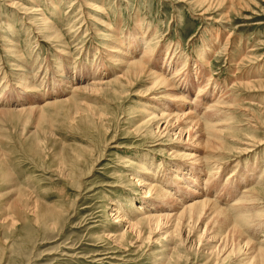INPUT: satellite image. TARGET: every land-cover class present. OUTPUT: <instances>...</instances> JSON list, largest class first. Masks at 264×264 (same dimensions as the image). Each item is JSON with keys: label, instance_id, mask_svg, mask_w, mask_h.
<instances>
[{"label": "rangeland", "instance_id": "rangeland-1", "mask_svg": "<svg viewBox=\"0 0 264 264\" xmlns=\"http://www.w3.org/2000/svg\"><path fill=\"white\" fill-rule=\"evenodd\" d=\"M144 49L148 71L122 77ZM210 105L222 110L212 121ZM183 118L198 143L171 131ZM182 154L208 167L194 172L214 187L172 179L156 183L171 199L146 197L141 168L169 183L191 163ZM202 198L232 224L216 217L189 247L182 240L204 224L175 218ZM175 222L182 237L171 239ZM251 250L264 251V0H0V264H249Z\"/></svg>", "mask_w": 264, "mask_h": 264}, {"label": "bare ground", "instance_id": "bare-ground-1", "mask_svg": "<svg viewBox=\"0 0 264 264\" xmlns=\"http://www.w3.org/2000/svg\"><path fill=\"white\" fill-rule=\"evenodd\" d=\"M43 21V20H42ZM44 22V21H43ZM45 23H47L46 21H45ZM45 23H43L44 24V26L46 25ZM42 26V25H41ZM49 26H45V31L46 30H49V28H48ZM43 30V31H44ZM41 31V30H40ZM137 39L135 38V39H133V38H131V43H133V41H136ZM141 41H143V39L141 40ZM134 48V50L133 51H136L135 50V48L136 47H133ZM122 49H124L123 48V46H122ZM208 49V48H207ZM204 52V51H203ZM206 52V51H205ZM208 52V51H207ZM115 53V52H114ZM120 54H124L123 52H119ZM117 54V53H116ZM131 54H132V51H131ZM140 54V53H139ZM124 55H126V54H124ZM130 54H128V56H129ZM146 55H147V50H142L141 51V56H140V58L139 59H134L133 60V58L134 57H126V60H125V62H126V64H125V66L127 67L126 68V73L124 74V75H122V77H127V80H130V79H132L133 77H138V75L139 74H141V73H143L144 72V70H145V68H147L145 65H143V63L145 62V58H146ZM168 55V54H167ZM169 56V55H168ZM207 56V55H206ZM167 57V56H166ZM171 59H172V56L170 57ZM170 58H165V59H167V60H165L164 62H166L167 64H168V66H170L171 67V59ZM180 61V60H179ZM178 61V62H179ZM170 63V64H169ZM207 63V61H204V66L205 65H207L206 64ZM145 64V63H144ZM176 64V62H174V65ZM183 64V63H182ZM200 64V63H199ZM143 65V66H142ZM180 65V64H179ZM201 65V64H200ZM124 66V67H125ZM206 68V67H205ZM79 69V68H78ZM176 69V68H175ZM175 69L173 70L174 71V73H173V75H174V77H172L171 76V78H177L178 80V82L176 81V82H174V85H176V87H174L175 89L174 90H180V91H182V92H184L185 91V88L183 87V86H185L186 87V83L188 84V81L186 80V78L185 77H183V78H181L179 75H178V73H176L175 72ZM147 70V69H146ZM145 70V71H146ZM148 71V70H147ZM194 76H195V78H198L199 79V77L197 76V74H200V75H202L203 74V69H199V67H195L194 68ZM166 72V71H165ZM178 72V71H177ZM206 72V71H205ZM167 73V72H166ZM182 73V72H181ZM36 74V73H35ZM192 74V75H193ZM24 75H25V73H24ZM172 75V74H171ZM178 75V76H177ZM189 75V74H188ZM184 76V75H183ZM190 76V75H189ZM208 76V75H207ZM36 77V76H35ZM210 77V76H209ZM26 78V77H25ZM105 78V77H104ZM181 78V79H180ZM189 78V77H188ZM191 78V77H190ZM208 78V77H207ZM27 79H29V78H27ZM54 79H55V77H54ZM65 79V78H64ZM81 79V78H80ZM201 79V78H200ZM52 80V79H51ZM71 80H73V79H71ZM126 80V81H127ZM153 80L154 81H156V82H161V83H164V84H166V82L169 80V79H166V77L164 76H162L161 74L159 75L158 73L156 74H153ZM158 80V81H157ZM210 80V79H209ZM22 81V80H21ZM27 81V80H26ZM30 81V80H29ZM32 81V80H31ZM190 81V80H189ZM194 81V80H193ZM46 82V81H45ZM115 82H116V80H115ZM196 82V81H195ZM206 82V81H205ZM168 83V82H167ZM22 84H23V87H24V90L27 88V86L25 85V83L24 82H22ZM89 84V83H88ZM171 84V83H170ZM178 84V85H177ZM196 84H197V82H196ZM30 85V84H29ZM68 85V84H67ZM105 84H104V82H101V81H99V82H92L91 84H90V86H93L94 88L96 87V86H98V87H102V86H104ZM167 85V84H166ZM170 86V85H169ZM30 87V86H29ZM84 87V86H83ZM83 87H82V89H83ZM106 87V86H105ZM178 87V88H177ZM202 86H201V84H197V86H196V93H195V95H194V99H193V102L195 101V100H197V94H198V89L199 88H201ZM15 88H21V85H19V84H17L16 86H15ZM69 88H70V90H72L73 92L74 91H76V90H80V86H74V85H69ZM92 88V87H91ZM90 88V89H91ZM160 88V87H159ZM164 88V87H163ZM167 88V87H166ZM173 88V87H172ZM22 89V88H21ZM28 89V88H27ZM86 89V88H85ZM96 89H98L97 87H96ZM84 90V89H83ZM177 92V91H176ZM213 92H215L214 90L212 91V93ZM185 93H187V92H185ZM170 95H172V94H170ZM219 96V95H218ZM217 96V97H218ZM222 96V95H221ZM173 97V96H172ZM175 97V96H174ZM215 98V97H214ZM222 98V97H221ZM220 98V99H221ZM172 99H174V98H172ZM211 99V98H210ZM219 98L217 99V103H219V100H220ZM182 100V99H181ZM175 101V100H174ZM182 102V101H181ZM183 103V102H182ZM220 103H221V105H215V106H223V104H222V102H221V100H220ZM219 103V104H220ZM45 104L47 105V104H50L49 102H45ZM52 104V103H51ZM50 104V105H51ZM210 104H212V103H210ZM43 106H45V105H43ZM199 106V105H198ZM215 106H213V105H210L209 106V108H207L208 109V111L207 112H209V113H212V114H207L206 115V113H204L205 115H204V117L203 118H205L206 119V117L208 116V121H212L211 120V117H213V115H215V117H218L221 113V109L219 108V109H217ZM197 107V106H196ZM206 109V110H207ZM216 109V110H215ZM205 110V111H206ZM18 111V110H17ZM25 111V110H24ZM179 111V110H178ZM182 112V111H181ZM161 115V114H160ZM185 115V114H184ZM187 115V114H186ZM190 115H191V113H190ZM181 116L182 115H177L176 117H174L175 119H178L179 117L181 118ZM206 116V117H205ZM161 118H163L164 119V115H161V117H160V119ZM192 118V117H191ZM202 118V119H203ZM159 119V120H160ZM186 119V118H185ZM188 119V118H187ZM158 120V121H159ZM174 120V119H173ZM181 120V119H180ZM183 120H184V118H183ZM191 121H192V119H188V120H184V122H182L183 123V127H172V124L174 123V122H171L170 124V126H171V131H177L176 133H174V135H177L178 137H182V136H186V140H188L189 138L190 139H192L193 141H197V143H198V140H197V138H195V136L197 135V133L196 134H194V137L190 134V137H189V127L191 126ZM193 121H195V120H193ZM199 122H201L200 120H198ZM198 122V123H199ZM164 123H165V125H164V129H163V131L165 130L166 132L168 131L167 130V125L169 124L168 123V120H165L164 121ZM175 123L177 124V122H176V120H175ZM205 123V122H204ZM203 123V124H204ZM158 125H160V123L158 124ZM158 125H156L155 126V128H156V130L157 131H159L158 130V128H159V126ZM205 125V127L206 128H209V130L212 128V127H210V126H208L206 123L204 124ZM199 126V125H198ZM198 129V128H197ZM196 129V130H197ZM191 130V129H190ZM195 130V129H194ZM202 130V129H201ZM200 130V131H201ZM207 130V129H206ZM192 131V130H191ZM205 131V130H204ZM208 131V130H207ZM196 132V131H195ZM198 132H199V130H198ZM168 133H169V131H168ZM209 133V132H208ZM193 134V133H192ZM202 134H203V132H202ZM161 135V134H160ZM199 135V134H198ZM209 135V134H208ZM202 137V136H201ZM200 137V138H201ZM183 138V137H182ZM181 138V139H182ZM203 139V138H202ZM201 140V139H200ZM203 141V140H202ZM201 141V142H202ZM196 144V143H195ZM214 145H215V143H214ZM182 155H186V156H188L187 157V159L186 160H188V161H190L191 163H190V165H188V164H177L174 168H175V170H176V172H178V173H180V176H179V174H174L173 175V173H171V174H169V180H170V182L168 183V180L167 179H165V180H163V179H160L159 178V180H157V177L155 178V175H154V172L150 169V168H145V167H142L141 168V170H140V173H138V178H137V184H138V186H141V189H143L142 191H143V194L144 195H146V197H148V198H150V196L152 195V194H154L155 192L157 193V194H160V195H162V197L163 198H166V199H171V194L170 193H168L167 192V190L165 191L164 189L162 190L160 187H158V185L156 186V183L157 182H160V183H162V185H164V186H166L167 187V185L168 184H170V183H173L172 182V179L173 180H176L177 182H175V185L176 186H178V184H180V183H183L184 185H185V183H190L192 186H198V185H201V183L200 182H204L202 185H204V186H209L211 189L214 187V185H215V183H212L211 181H209V178L210 177H212L211 176V174L209 175V172H203L202 170H199L198 169V172H194V169H195V167L196 166H199V167H201V168H206L204 165H202V164H200L199 162H198V160L196 159V157L197 156H194L193 154L192 155H190V154H182ZM200 157V156H199ZM208 163V162H207ZM211 164V163H210ZM213 164V163H212ZM207 165V164H206ZM208 165H209V163H208ZM198 168V167H197ZM208 168V167H207ZM206 168V169H207ZM215 168V167H214ZM212 171V170H211ZM210 171V172H211ZM170 172H174V171H170ZM199 172L200 173H202L203 175H205L204 176V178H201L200 176H199ZM153 174V175H152ZM173 175V176H172ZM192 176H194V180H192ZM210 176V177H209ZM163 178V177H162ZM177 178V179H176ZM206 179H208V180H206ZM194 181H196V182H194ZM199 182V183H198ZM214 182V181H213ZM217 184V183H216ZM160 186V185H159ZM162 187V186H161ZM170 187V186H169ZM187 188V187H186ZM185 188V189H186ZM216 188V187H215ZM182 189H184V188H182ZM184 189V190H185ZM174 190H176V189H174ZM214 190V189H213ZM187 192H188V190H187ZM190 192V191H189ZM191 193V192H190ZM193 194V193H192ZM193 196H194V194H193ZM146 197H144V198H146ZM197 197H199V196H197ZM158 198V197H157ZM205 198V197H204ZM217 198V197H216ZM203 199V198H202ZM208 199V198H207ZM214 199V198H213ZM252 199V198H251ZM174 200V199H173ZM248 200V199H247ZM212 202V201H211ZM213 203V202H212ZM215 205L213 204V206H212V204L209 202V201H206V200H197V201H192L191 202V204H189V205H186L185 207H182V211L179 213V215L177 216V218H175V220H180V218L182 217V216H184V215H186V216H188L187 218H188V221H187V219H186V221L185 222H187L188 224L189 223H191V224H198V223H203L204 224V229L202 230L203 231V235L202 234H200V235H194L193 233H195V234H198V230H199V228H197L196 227V229H193L194 231H192L193 233V235L192 234H190L189 236H186L184 239V241L182 240V242H183V244L187 241V239H188V237H190L189 238V241H188V244L190 243L191 244V246H189V247H192V245H193V243H199L200 241H201V239L203 238V236H204V234H206V232L207 231H209V229L210 228H212V225L211 224H213V225H215V223H218V222H216L217 220H215V218L216 217H218L219 216V218H222V223H220V226H224V225H226L227 224V226H228V223H230V220L229 219H227L228 218V216L227 215H229V214H225L224 215V213H222L221 212V210H219V208L218 209H216V207H214ZM235 206V205H234ZM144 207H145V205H144ZM143 207V208H144ZM211 207H213L214 209H212L211 210V212H209L208 213V216H209V214L211 215L210 217H206V215L207 214H205V210H206V208H211ZM231 207V206H230ZM143 208L142 209H140V207H135V209H134V213H136V214H138V215H141L140 217H144V215H143ZM242 208H243V204H242ZM239 210H241V209H239ZM248 210V209H247ZM241 211H239L238 213H240ZM242 212H243V209H242ZM248 212V211H247ZM140 213V214H139ZM211 213H213V214H211ZM245 213V212H244ZM176 215V214H175ZM175 215H173L172 217H174ZM225 216H227V217H225ZM117 217H121L122 218V216H117ZM246 217V216H245ZM241 218H243V217H241ZM248 218V217H247ZM201 219V220H200ZM226 219L227 220H229V221H227L228 223H226ZM182 220V219H181ZM180 220V221H181ZM200 221V222H196V221ZM120 221V220H119ZM160 221V220H159ZM158 220L157 221H154V220H152V218H150V219H148V220H146V223H145V226L147 225L149 228H151V226L152 225H154L157 229L159 228V222ZM179 221V222H180ZM167 222V221H166ZM178 222V223H179ZM196 222V223H195ZM231 222H232V220H231ZM172 223V222H171ZM183 223V222H182ZM226 223V224H225ZM173 224H174V221H173ZM219 224V223H218ZM232 223H230L229 225H231ZM246 224V223H245ZM249 224V223H248ZM141 222H132V223H128L127 224V227L129 228V229H134L135 227H141ZM184 224H177V222H175V225H173L170 229H171V231H170V233L168 234V237H170L171 239L172 238H179L180 237V234H181V232H182V226H183ZM210 225H211V227H210ZM234 225V224H233ZM232 225V226H233ZM153 226V227H154ZM199 226V225H198ZM219 226V227H220ZM226 226V227H227ZM195 227V226H194ZM214 227V226H213ZM216 227V226H215ZM218 227V226H217ZM216 227V228H217ZM235 227H237V226H235ZM142 228V227H141ZM161 228H163V227H161ZM238 228V227H237ZM237 228H236V230H234V231H237ZM154 229V228H153ZM169 229V230H170ZM213 229V228H212ZM151 230H152V228H151ZM215 230H217V229H215ZM221 229H219V231H220ZM231 230H232V228H231ZM141 231V230H140ZM222 231V230H221ZM220 231V232H221ZM166 232H167V230H166ZM211 232V231H210ZM223 232V234H224V230L222 231ZM228 232V231H227ZM238 232V231H237ZM237 232H236V234H234L233 233V231H230L229 233H230V236L229 237H231V235H236L237 236ZM240 233H241V231H239ZM243 232V231H242ZM209 233V232H208ZM164 235V234H163ZM221 235V234H220ZM200 236V237H199ZM219 236V235H218ZM222 236V235H221ZM239 236V235H238ZM182 237V236H181ZM180 237V238H181ZM225 237H227V236H225ZM235 237V236H234ZM192 238V239H191ZM206 238V237H205ZM215 238V237H214ZM213 238V239H214ZM238 238V237H237ZM170 239V240H171ZM183 239V238H182ZM204 239V238H203ZM217 239V238H216ZM239 239V238H238ZM168 240V239H167ZM200 240V241H199ZM232 240H233V238H232ZM249 240V239H248ZM228 240L225 238L224 239V241L222 240V244H223V246H222V248L221 249H224V252H225V244H224V242H227ZM209 242V241H208ZM217 242V241H216ZM239 242V241H238ZM251 242V241H250ZM204 243V242H203ZM243 243V245H245L246 246V248L248 247V248H252V247H249V245H250V243H249V241H247V242H245L244 243V241L242 242ZM182 244V245H183ZM189 244V245H190ZM252 244V243H251ZM195 245V244H194ZM193 245V246H194ZM201 246H202V244H201ZM210 246H212V245H210ZM215 245L213 244V247H214ZM235 246H237V244L235 245ZM241 246V245H240ZM252 246V245H251ZM233 247V246H232ZM256 247V246H255ZM258 247H260L259 245H258ZM210 248V247H209ZM212 248V247H211ZM220 248V247H219ZM234 248H236V247H234ZM247 248V249H248ZM257 248V247H256ZM261 248V247H260ZM207 249V248H206ZM213 249V248H212ZM214 249H215V247H214ZM213 249V252L215 251ZM216 249H218V248H216ZM257 249H259V248H257ZM209 250H211V249H209ZM230 250V249H229ZM228 250V251H229ZM220 251H222V250H220ZM252 251V253H251V256L250 257H247L245 260H248L249 259V264H254L255 262H256V260L257 259H260L261 261H262V263L261 264H264V257L262 256V254H264V251L263 250H251ZM202 252V251H201ZM212 252V251H211ZM227 252V251H226ZM207 253H209V255H210V251H208ZM208 255V254H207ZM244 260V261H245ZM240 262H242V261H240ZM248 262V261H247Z\"/></svg>", "mask_w": 264, "mask_h": 264}]
</instances>
